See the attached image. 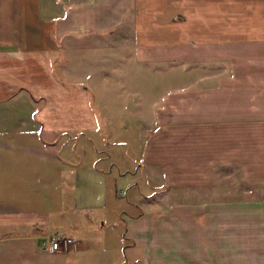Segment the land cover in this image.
I'll list each match as a JSON object with an SVG mask.
<instances>
[{"label":"crops","instance_id":"0c3cea01","mask_svg":"<svg viewBox=\"0 0 264 264\" xmlns=\"http://www.w3.org/2000/svg\"><path fill=\"white\" fill-rule=\"evenodd\" d=\"M36 1L0 0V113L29 120L0 125L9 135L97 127L92 86L60 55L124 48L167 82L131 110L145 135L122 230L98 220L110 192L76 213L58 163L0 145V264H264V0ZM55 230L73 241L45 248Z\"/></svg>","mask_w":264,"mask_h":264},{"label":"rangeland","instance_id":"374dc122","mask_svg":"<svg viewBox=\"0 0 264 264\" xmlns=\"http://www.w3.org/2000/svg\"><path fill=\"white\" fill-rule=\"evenodd\" d=\"M35 3L37 1L32 0L33 6ZM34 13H36L35 8H33V15ZM42 26L44 27L43 23ZM122 51L127 50L121 48L119 53L92 55L90 58L83 53L78 56L65 54L63 57L58 55L64 62L62 67L65 70L62 72L66 76L69 74L71 78L83 81L82 84L92 86L89 88V93L96 110L97 127L88 126L79 130H69L58 136L46 133L9 135L8 131H4L5 128H0V145L18 143L15 148L11 146L17 151L5 153L10 160L16 159L17 155L23 160L33 161L36 164L40 162L47 165L54 162L57 165L58 163L59 170L72 178V193L78 198L76 213L85 214L88 212L87 216H93L92 201L96 203L99 199L87 198L84 196L85 193L92 194V197L95 198L99 196L103 198L106 190L110 192L107 200L108 205L104 210H107L108 214L105 217L100 216L98 220L100 222L105 218V222H112L115 230L118 228L122 230L124 227V221L119 212L123 209L130 210L136 207V204L129 203V200L132 199L131 194L135 190L134 183L130 182V178L134 174L132 171L139 166L138 160L145 127L142 120H137L131 110L146 111V100L155 98L157 92L163 87L159 84L163 85L164 81L167 82L165 79L163 81L161 77L157 78L155 72L141 70V66L144 65H137L135 60L132 61L131 56L122 54ZM146 67L148 68V66ZM152 67L156 70L157 66ZM169 67L172 68L171 73H181L180 66ZM166 77L168 76L164 78ZM10 106L1 110L0 125L17 124L16 126H19V124H23L26 127L29 120L14 119V115L11 116V114H13L15 106ZM18 106H16L17 109ZM29 107L24 109L25 113L29 112ZM6 116L10 119L6 120ZM51 139L56 140L55 145L42 147ZM23 144L25 145L24 151ZM137 172H139L138 168L135 173L137 174ZM104 180L106 183L103 182ZM0 182L1 190L7 187V184H3L5 182L2 180ZM125 188L127 189L125 190ZM81 204L83 206H80ZM95 207L100 209L98 206ZM120 240L122 243V235H120ZM124 251L122 243L120 255L124 253L129 255L128 249H124Z\"/></svg>","mask_w":264,"mask_h":264},{"label":"built area","instance_id":"2783aa9c","mask_svg":"<svg viewBox=\"0 0 264 264\" xmlns=\"http://www.w3.org/2000/svg\"><path fill=\"white\" fill-rule=\"evenodd\" d=\"M73 241V237L61 230H55L48 234L43 242L44 247L48 249H55Z\"/></svg>","mask_w":264,"mask_h":264}]
</instances>
